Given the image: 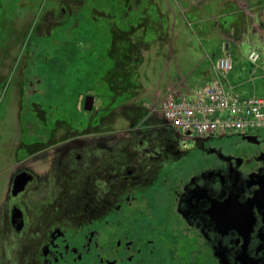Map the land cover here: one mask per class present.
Instances as JSON below:
<instances>
[{
	"label": "flooded vegetation",
	"instance_id": "1",
	"mask_svg": "<svg viewBox=\"0 0 264 264\" xmlns=\"http://www.w3.org/2000/svg\"><path fill=\"white\" fill-rule=\"evenodd\" d=\"M33 59L20 108L36 122L7 163L0 264H264V130L197 136L159 115L112 129L101 92L83 97L89 129L69 110L46 127Z\"/></svg>",
	"mask_w": 264,
	"mask_h": 264
},
{
	"label": "rangeland",
	"instance_id": "2",
	"mask_svg": "<svg viewBox=\"0 0 264 264\" xmlns=\"http://www.w3.org/2000/svg\"><path fill=\"white\" fill-rule=\"evenodd\" d=\"M220 1L222 0H214L218 4ZM247 1V12L243 11L239 16L222 15L217 19L221 24L218 28L221 29L222 36L240 39L246 32V40L239 46L242 57L239 56L236 44L231 43L229 46L233 60L232 69L226 77L220 78L222 82L229 81L230 73L235 81L238 76L247 79L254 75L249 69L259 68L264 64V0H256L257 3L254 0ZM218 4L214 9L211 3V10L206 6L207 15L215 12ZM145 5V0H141V8L134 10V0H0V209L6 194L7 163L13 162L19 137L24 138L27 135L26 122H36L34 116L27 115L26 110L21 112L20 108V104L26 107L25 97L32 92L33 86L29 85L28 80L32 79V73L35 72V65L31 62L33 57V62L39 66V72L42 73L41 83L34 86L41 90L38 95H41L39 101L43 102L37 110L38 114L40 115L42 109H45V113L53 111L56 114L46 119V127L51 126L55 117L66 119V110H69L71 117L68 119L71 126L81 123V126L88 128L87 118L80 113L84 110L82 103L85 93L103 94L94 103L96 105L101 102L103 107L111 109L110 113L106 114L109 117L106 121L111 124L112 129L128 127L129 116L137 123L138 115H160L159 112L151 113L146 109L145 103L152 101L154 92L145 90L156 88L159 80H164L174 69L172 64L167 65V43L187 42L189 51L194 52V47L201 45L206 39L199 32V24L191 13L179 17L177 27L181 29V34L178 40L176 37L172 40V30L170 28L167 32L166 24V29L162 32L157 25V29L149 24L143 26L146 18L149 19L145 13L157 19L150 6L145 10ZM128 6L133 7V10L128 9ZM62 9L65 11L62 13L64 16L58 18ZM226 21L237 22L231 27L232 34L227 33L229 29L220 28ZM139 22L141 26L131 34L130 27ZM200 24L203 29H213L212 20ZM118 29L121 33H116L121 34V38H129V41L131 38L136 44L137 55L125 57L122 53L119 58L112 56V33ZM258 35L262 42H247L251 38L255 41ZM162 36L167 38L165 44L160 41ZM251 48L260 51V59L254 64L247 59V52ZM120 58L125 59L123 63L126 64H115ZM262 73L264 72L260 70L256 72L258 77H261ZM25 77L28 80L25 81ZM110 83L117 87L116 91L111 92ZM257 83L256 90L245 85L246 88L239 91L244 94L264 95V82ZM91 89L94 92H87ZM163 98H157L158 104ZM31 100L36 98L29 96L28 105ZM132 106L136 108L133 109ZM56 107L58 109H55ZM34 109L36 110V107ZM28 114H31V111ZM59 123H62V126L60 125V128L56 123L54 133L68 129L66 122Z\"/></svg>",
	"mask_w": 264,
	"mask_h": 264
},
{
	"label": "crops",
	"instance_id": "3",
	"mask_svg": "<svg viewBox=\"0 0 264 264\" xmlns=\"http://www.w3.org/2000/svg\"><path fill=\"white\" fill-rule=\"evenodd\" d=\"M140 2L141 0H138V2L134 0V3H136L134 10L141 8L142 4L140 6ZM254 2L257 3L256 0H254ZM145 3V10H147L148 6H150L152 14L154 13V16L157 18L155 20L152 18L153 16L151 14L145 13L144 15H146V17H149V19L151 18L149 25H153L156 29L158 28L157 26H159L162 32L163 29H166V27H164V24H166V31L168 32L170 28L172 30V40H174L175 37L178 40V36L181 34V29H178L177 27L179 25L178 20L179 17H185L187 13H191V15H193L195 22L199 24V32L206 39L201 45H196L194 47V52L189 51L190 47L187 42L183 43L177 41L167 43V65L172 64L174 69L164 80L163 78L159 80V83L156 84V88L151 87L150 90H145L154 92L152 100L165 97L169 93L176 95L183 94L198 85L219 79L220 76L214 70L213 63L215 58L221 55L223 49H226L227 51L228 49L230 50L229 46L231 43L236 44L237 49L239 50V56L242 57L239 46L246 40V32L243 33V37L240 39H234L230 36H222L221 29L218 28L221 24L217 21V19L222 15L239 16L240 13H243V11L247 12V5L249 6L247 0L246 2L245 0H222L219 4L214 2V0H145ZM211 3H213L214 9L218 4L217 10H220L218 12H216V10V13L212 12L207 15L205 7L208 6L209 10H211ZM224 10L227 12L225 11L224 13ZM207 20L213 21L212 30H207L206 28L203 29V26L200 24L201 22L204 24ZM236 23L237 22L226 21L225 25L220 28L229 29V32L227 33L232 34L231 27ZM166 35L168 36V34ZM161 38L160 41L162 44H165L167 42V38L165 36H162ZM215 40H217L216 43H213ZM256 41L262 42L259 35L255 41L251 38L247 42L250 44H257ZM251 46L253 47L254 45ZM172 73L173 75H171ZM230 75L231 73L229 74V81L226 80L225 82L228 85L233 86L238 91L246 88L245 85H248V88H251L252 90H256L258 88L257 81L264 82V78H261L262 76L258 77V74L256 73L247 79H243L238 76L239 78L237 81L232 79Z\"/></svg>",
	"mask_w": 264,
	"mask_h": 264
},
{
	"label": "built area",
	"instance_id": "4",
	"mask_svg": "<svg viewBox=\"0 0 264 264\" xmlns=\"http://www.w3.org/2000/svg\"><path fill=\"white\" fill-rule=\"evenodd\" d=\"M247 58L256 63L260 52L252 48ZM213 67L220 78L226 77L232 68L230 53L223 49ZM220 78L183 94H169L159 104L153 102L149 109L159 112L177 130L197 136L264 129V95L242 94Z\"/></svg>",
	"mask_w": 264,
	"mask_h": 264
},
{
	"label": "trees",
	"instance_id": "5",
	"mask_svg": "<svg viewBox=\"0 0 264 264\" xmlns=\"http://www.w3.org/2000/svg\"><path fill=\"white\" fill-rule=\"evenodd\" d=\"M147 20H146V23H144L143 22V19H142V25L144 26L145 24H149V20H148V18H146ZM148 21V22H147ZM139 26H141V22H139V23H137V24H135L134 26H131L130 27V33L132 34V32H134L135 31V29L137 28V27H139ZM117 31H119L120 33H121V31H120V29H118V30H116V31H113V33H112V36H113V38H112V41H111V43H112V45H113V48L111 49V54H112V56H114V58H116V57H120V55H122V53L124 54V56L125 57H127V56H134V55H137L136 54V44H134L133 42H132V40H131V38H130V41H129V38L127 39V38H121L120 37V35L121 34H117L116 32ZM124 32V31H123ZM130 34V35H131ZM120 41H122V42H120ZM126 41H128V42H126ZM130 51V52H129ZM119 60H121V58L120 59H118V60H116V62H115V64H126V63H123V62H125L126 60L124 59H122L121 61H119ZM132 85V83L130 82V86ZM132 87V86H131ZM119 88V87H118Z\"/></svg>",
	"mask_w": 264,
	"mask_h": 264
},
{
	"label": "water",
	"instance_id": "6",
	"mask_svg": "<svg viewBox=\"0 0 264 264\" xmlns=\"http://www.w3.org/2000/svg\"><path fill=\"white\" fill-rule=\"evenodd\" d=\"M94 102V96L93 95H86L84 99V110H91Z\"/></svg>",
	"mask_w": 264,
	"mask_h": 264
}]
</instances>
